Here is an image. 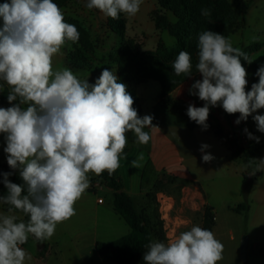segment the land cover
<instances>
[{"label":"clouds","instance_id":"obj_1","mask_svg":"<svg viewBox=\"0 0 264 264\" xmlns=\"http://www.w3.org/2000/svg\"><path fill=\"white\" fill-rule=\"evenodd\" d=\"M143 0H87L85 7L97 9L105 17L118 20L123 13L134 17ZM205 17L209 9H202ZM0 81L6 83L9 107H0V134L4 135L7 164L19 171L23 185L11 182L13 172L3 173L7 189L0 204V264H27L32 257L22 247L31 235L41 242L50 239L58 224L76 214L75 204L90 187L89 174L112 175L131 132L135 142L146 145L149 131L157 129L152 115L140 117L127 85L118 82L113 70L104 68L94 83L80 79L71 69L54 68L53 58L66 42L78 43L80 32L65 21L63 10L53 0H6L0 3ZM198 62L189 95L203 101L202 107L189 104L190 120L208 128L211 107L225 113H239L240 124L252 116L257 130L264 133V65L258 70V83L246 91L248 73L241 57L253 59L223 34L205 30L198 35ZM176 75L191 77L192 57L181 51L171 65ZM2 87V85H0ZM26 106V107H25ZM249 139L259 143L247 129ZM202 144V161L215 157ZM141 153L131 161L142 167ZM257 159H253L255 161ZM250 165L252 161L249 162ZM264 172L259 159L250 175ZM16 211L28 217L19 220ZM143 256L145 264H217L223 259V244L212 231L200 226L179 233L168 243L151 241Z\"/></svg>","mask_w":264,"mask_h":264},{"label":"crops","instance_id":"obj_2","mask_svg":"<svg viewBox=\"0 0 264 264\" xmlns=\"http://www.w3.org/2000/svg\"><path fill=\"white\" fill-rule=\"evenodd\" d=\"M245 1L248 2V8L244 17V28L232 33L229 39L234 47L248 53L253 63L264 65V0ZM86 2L87 0H74V3L81 4L87 12L107 20L99 10L87 9ZM158 6V0H143L140 11L134 17L125 16L126 36L143 40L149 46V50H156L161 42L168 46L176 43L169 31L158 30L156 27L152 14ZM110 36L116 38L118 34L111 30ZM67 51L64 45L61 54L53 58V67H67L80 79L89 81V77L77 73L81 72L80 70H73L69 66ZM240 59L242 65L249 64L243 57ZM198 79H202L201 74L181 84L172 96L177 101L183 100L187 101L188 105L202 107L203 101L195 95H189L190 86ZM246 79L248 81L246 91L251 90V79L249 77ZM135 91L140 106L139 116L152 115L154 117L152 123L158 128L145 129L151 135L146 145L135 142L131 132L127 134L128 143L124 149L127 159L121 158L120 167L115 171L123 185V190L135 201V197L142 199L151 190L160 186V189H167L165 192L171 194V197L178 196L180 201L185 202L184 205L176 206L166 200L168 195L163 192L159 194L163 198H159L161 205L158 220L162 223L167 243L193 226L203 228L206 207L213 209L214 225L211 231L218 239V215L221 203H232L228 208L235 213L234 208L245 201L243 175L247 173L248 167L244 158L235 154L236 149L233 145L235 131L238 130L240 144L245 146L249 145L252 139L248 138L244 130L247 129L251 134L253 131L256 132L263 140L260 159H264V133L257 130L252 116L246 121H241L242 127L239 129L240 124L235 123L239 113L229 115L219 106L210 108L208 128L203 130L180 110L165 105L161 98V83L157 80L140 83L136 85ZM9 92L7 88V94ZM256 114L264 115V109L252 115ZM192 122L195 124L191 125ZM202 144L210 146L205 151L215 157L211 163L202 161L200 151ZM4 147H6L4 135L0 134V149L3 151ZM2 151H0L2 160L7 163L6 154ZM141 153L144 157L141 162L142 167L133 168L131 161L137 159ZM256 175L249 196L246 229H242L241 233L249 234L248 259H252V264H264V172H257ZM92 177L97 176L92 174ZM89 179L90 187L75 204L76 214L58 224L55 234L45 240L48 244L45 255L38 254L43 245L39 248L40 243L31 235L22 245L32 257L27 264H118L107 261L95 250L96 242L116 239L104 238L109 236L110 227L109 232H106V229L103 232L100 230V226L105 222L100 220L98 213L105 200L99 202L101 199L99 194L107 187L94 182L91 177ZM107 189L112 192L114 206V193L111 189ZM228 197L232 198L231 202L227 201ZM113 208L116 211L115 206ZM6 211L5 205L0 204V212ZM15 214L19 220H23L21 213L15 212ZM243 214L245 215L244 212ZM222 256L223 259L217 264H242L234 255L228 257L222 254Z\"/></svg>","mask_w":264,"mask_h":264},{"label":"rangeland","instance_id":"obj_3","mask_svg":"<svg viewBox=\"0 0 264 264\" xmlns=\"http://www.w3.org/2000/svg\"><path fill=\"white\" fill-rule=\"evenodd\" d=\"M190 1V9L188 11L178 8H170V9H162L161 14L158 17L162 18L160 20V24L162 28L160 30H167L176 40L174 45L168 46L167 44L161 42L156 50H149V46L143 42V40L133 39L125 36L124 39L118 34V37L112 38L111 34V26L109 25V17L107 20H102L99 15H94L92 13L87 12L84 8H82L81 4L74 3V0H59L58 6L63 10L65 15V21L71 24H74L78 31L80 32V39L78 43L72 44L71 42H66L65 46L68 49L67 51V59L71 62L75 61L82 65L80 69V73L85 77H89V83H94L95 80L99 77L104 68H108L109 70H113L116 75L119 77L118 82L124 83L127 85V91L134 98L133 107L138 111V104L133 95V90L136 87V83L140 81L144 76L145 78L148 74H142L140 76L137 73V77L134 79H126L121 77L118 73L116 65L117 61L121 58V54L119 53V49L124 45L132 41L137 45V49L139 51V57H145L146 59L155 54L160 61L165 66H168L163 69V73L161 75L162 80L168 84V87L172 86V84L178 79V75L174 73L172 67L173 60H175L176 56L179 52L176 50L178 43L185 44L187 47L197 48L198 43V35L202 31H205V25L207 22H212L216 25V29L214 32L219 34H226V38H229L232 33L236 31H240L244 28V17L247 12L248 2L245 0H189ZM3 2H6L4 0ZM8 2H10L8 0ZM159 4V2H158ZM210 5H213L216 10L217 20H212L211 15L205 17L201 14L202 9H208ZM160 7L158 6L157 10ZM156 11V10H155ZM181 15L185 16L184 19H181ZM197 19L198 23H192L191 19L187 20V17ZM234 29V31L230 34V32ZM197 33V34H196ZM170 49V54L166 53L165 49ZM147 70L152 72H158L157 66L147 63ZM150 64V65H149ZM199 75L198 72L192 74L184 82L188 81L190 78ZM133 82V83H130ZM182 82L181 84H183ZM179 84L175 89H173L170 93V101L168 103L173 104V106L182 109L187 113L188 103L183 100H176L172 93L181 85ZM0 107H9L7 101V88L8 85L3 81H0ZM169 93L166 91L165 94ZM166 96V95H165ZM163 95V99L166 100ZM26 107V106H25ZM2 151V149H0ZM3 152V151H2ZM3 157H1L0 152V162L3 164H7L3 162ZM8 172L7 169L0 170V185L5 188L3 184V173ZM89 177L92 178L94 182H99V185L103 184L98 178H93L92 174H89ZM160 186H157L155 189L151 190L149 194L142 199L139 197H135V204L138 209L142 213L149 214L151 219V223L155 226L159 225L158 223V212L160 209V201L159 198H163L160 192L170 196L166 197L168 202H172L176 204V206L184 205L185 202L180 201V197H176L171 194L165 192L167 189H160ZM167 188V187H166ZM99 197L105 200V204L99 208V218L105 224L100 226V230L103 232L106 229V232L110 233L109 236L104 238H112L117 239L128 233H130L131 228L129 224L125 221L124 218L120 216V214L114 210L113 206V196L112 192L105 188L103 192H100ZM170 198V199H169ZM232 198L228 197L227 201L231 202ZM244 203V202H243ZM219 215H218V230L217 234L219 240L223 244V253L225 256L230 257L231 255L236 256V260H239L242 264H245L241 261L240 250H241V241L244 235H248V233H241L242 229H246V218L247 212H244L245 215H242V212L238 214L235 211L231 212L228 208L231 204L221 203ZM106 227V228H105ZM159 229L158 227L156 228ZM247 264H252V259H248Z\"/></svg>","mask_w":264,"mask_h":264},{"label":"trees","instance_id":"obj_4","mask_svg":"<svg viewBox=\"0 0 264 264\" xmlns=\"http://www.w3.org/2000/svg\"><path fill=\"white\" fill-rule=\"evenodd\" d=\"M4 0H0V3H4ZM10 1V0H9ZM54 3L58 4L59 0H53ZM159 2V10H156L152 14V18L156 23V27L158 30L162 28V25L160 24V20L162 21V18L158 17L159 14H161L162 9H178L182 8L186 11L190 9V1L189 0H158ZM208 9L211 12V19L217 20L216 10L213 5H210ZM125 14H121L120 18L118 20H113L109 17V25L111 26V30L121 36L122 39L125 38L126 34V24H125ZM185 16L181 15V19H184ZM191 19L192 23H198L197 19L190 18V16L187 17V20ZM0 24H2V21H0ZM204 28L205 30H211L215 31L216 25H214L212 22H207ZM234 31V29L230 32V34ZM197 34V33H196ZM227 33H225L224 36H226ZM178 52L181 51H187L190 53L192 57V63H193V74L195 73V64L198 62V49L194 47H187L185 44L178 43L177 49ZM166 53L170 54V49H165ZM119 53L121 54V58L117 61V71L121 75V77L126 79H134L137 77V73L142 76V74H148V76L145 78V76L136 83V85L144 82H148L150 80H157L161 83L162 92H161V98L166 106L175 108L177 110H180L183 114L187 115L186 112H184L182 109L173 106V104L168 103L170 101V93L173 89H175L179 84L187 80L189 77H185L183 74L178 76V79L172 84V86L168 87V84L165 83L161 75L163 73V69L167 68L168 66L163 65L160 63L157 56L153 54L148 59L145 57H139V51L137 49V45L134 44L132 41H129L126 46H122L119 49ZM174 61V60H173ZM150 63L152 65L157 66L158 72H152L150 70H147L148 64ZM69 66L76 71H79L82 68V65L79 63L68 60ZM149 64V65H150ZM248 73L247 77L251 79L252 84L258 83L259 77L256 75L257 70L262 66L261 64L256 63H250L248 65H243ZM171 67V66H170ZM130 83V82H129ZM133 83V82H131ZM130 83V84H131ZM9 87V86H8ZM10 90V88H9ZM166 91H169V93L165 94ZM133 95L136 99V102L139 106V100L136 96L135 89L133 90ZM163 95L165 96L166 100L163 99ZM140 111V106L138 108V115ZM188 116V115H187ZM195 123H191V125H194ZM242 125H239V129H241ZM252 135L254 137H258L255 131L252 132ZM233 145L235 146L236 152L235 154L244 158L245 163L247 164L248 171L243 175V195L245 198L244 203L240 204L238 207L234 208V211L241 213V212H248L249 210V196L250 191L252 188V184L254 180L257 178V175H250L257 163H259L260 159V152L261 147L263 144V140L259 138V143H257L254 139L250 142L249 145L245 146L243 144H240L239 136H238V130L235 131L234 137H233ZM229 139V138H228ZM253 159H257L253 161ZM250 161H252L250 165ZM7 169L8 172H13L12 169L9 168L8 164H3L0 162V170L1 169ZM98 178L107 188L111 189L114 193V206L116 211L120 214L122 218L125 219V221L129 224L131 231L130 233L109 242L104 241H98L95 244V250L107 261H113L118 264H145L143 260L144 253L146 251V245L150 243L151 241H160L167 243L166 237L162 228V223L159 220V225L155 226L151 223V219L149 217V214L142 213L137 209V206L135 204L134 199L127 194L123 190V185L119 178L117 177L116 173L114 172L112 175H109L107 171H105L102 175L97 176ZM9 179L11 182L23 185L24 181L19 175V171L13 172L11 176H9ZM7 192V189L2 187L0 185V196L5 195ZM6 208H8V205H5ZM16 213H21L23 215V220L27 222L28 217L25 216L22 212L16 211ZM214 225V213L213 209L210 207H206L205 214H204V224L203 228L207 230H212ZM159 228L158 230L156 228ZM38 243L43 244V247L39 249L38 254L40 256L45 255V253L48 250V244L45 243V241L41 242L37 240ZM247 264V263H245Z\"/></svg>","mask_w":264,"mask_h":264},{"label":"water","instance_id":"obj_5","mask_svg":"<svg viewBox=\"0 0 264 264\" xmlns=\"http://www.w3.org/2000/svg\"><path fill=\"white\" fill-rule=\"evenodd\" d=\"M43 244L39 245V248L42 247ZM248 249H249V236L244 235L241 241V250H240V257L243 263L248 261Z\"/></svg>","mask_w":264,"mask_h":264},{"label":"built area","instance_id":"obj_6","mask_svg":"<svg viewBox=\"0 0 264 264\" xmlns=\"http://www.w3.org/2000/svg\"><path fill=\"white\" fill-rule=\"evenodd\" d=\"M99 202H103V199L101 198V199H99Z\"/></svg>","mask_w":264,"mask_h":264}]
</instances>
